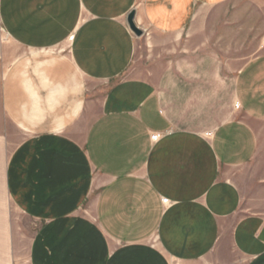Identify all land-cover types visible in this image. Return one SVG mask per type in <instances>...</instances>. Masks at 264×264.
<instances>
[{
  "label": "crops",
  "instance_id": "0c3cea01",
  "mask_svg": "<svg viewBox=\"0 0 264 264\" xmlns=\"http://www.w3.org/2000/svg\"><path fill=\"white\" fill-rule=\"evenodd\" d=\"M228 1L0 0V264H264V48L210 131L127 75L131 10L174 34Z\"/></svg>",
  "mask_w": 264,
  "mask_h": 264
},
{
  "label": "rangeland",
  "instance_id": "374dc122",
  "mask_svg": "<svg viewBox=\"0 0 264 264\" xmlns=\"http://www.w3.org/2000/svg\"><path fill=\"white\" fill-rule=\"evenodd\" d=\"M254 3L229 0L209 8L205 21L197 16L179 33H143L137 37L133 73L127 75L151 83L179 127L210 131L222 121L243 119L234 81L239 68L264 48V6ZM94 88L97 101L103 87ZM95 178L98 185L101 180ZM39 225L25 219L13 223L27 234ZM23 241L27 244L28 238Z\"/></svg>",
  "mask_w": 264,
  "mask_h": 264
},
{
  "label": "water",
  "instance_id": "95a60500",
  "mask_svg": "<svg viewBox=\"0 0 264 264\" xmlns=\"http://www.w3.org/2000/svg\"><path fill=\"white\" fill-rule=\"evenodd\" d=\"M134 16H135V12L134 10H131L127 15V24L131 29L132 33H134L138 37L141 36L144 32L140 27L136 25L135 21L133 20Z\"/></svg>",
  "mask_w": 264,
  "mask_h": 264
},
{
  "label": "built area",
  "instance_id": "2783aa9c",
  "mask_svg": "<svg viewBox=\"0 0 264 264\" xmlns=\"http://www.w3.org/2000/svg\"><path fill=\"white\" fill-rule=\"evenodd\" d=\"M237 106H238V104H237ZM151 138H152V140H154L156 138V135L155 134L151 135Z\"/></svg>",
  "mask_w": 264,
  "mask_h": 264
}]
</instances>
